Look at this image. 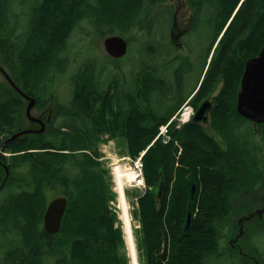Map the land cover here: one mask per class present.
Masks as SVG:
<instances>
[{
  "label": "trees",
  "instance_id": "obj_1",
  "mask_svg": "<svg viewBox=\"0 0 264 264\" xmlns=\"http://www.w3.org/2000/svg\"><path fill=\"white\" fill-rule=\"evenodd\" d=\"M148 1L39 0L30 6L27 29L22 32L18 31V24L10 23L9 0H0V65L15 84L40 103L39 96L42 97L46 87L44 82L50 78L52 69L58 70L64 65L61 51L71 30L82 18L90 17L100 25H108V29H102L103 38L114 33L126 35L135 24L150 32V16L143 14L148 9ZM3 79L0 81V133L11 134L37 126L26 118L28 126L22 127L24 115L18 104L14 105L13 116L8 115V105L1 101L23 97L4 76ZM70 81L71 104L51 105V118L42 133L23 134L5 145V149L9 147L14 153L10 155L14 162L5 186L28 182L21 183L19 191L14 196L10 194L0 207V229L4 230L3 223L9 220L21 242L19 248L11 246L7 261L0 260V264H42L41 260L44 264L46 257L53 264H127L120 219L110 206L115 197L110 176L108 169L101 165L98 150L104 133L109 139L123 137L126 154L131 157L143 152L146 190L137 195L133 217L139 224L137 248L146 264H207L206 259L218 253L221 227L231 214L252 216L243 221L242 238L246 237L247 224L257 219L258 214L248 209L242 199L251 194L264 197L263 193L256 192V188L264 189V154L251 135L259 134L264 141V123H258L255 130L251 121L236 111L234 104L216 107L212 118L220 116L230 120L211 119L205 125L189 121L171 130L172 139L181 145L179 150L173 141L152 140L158 126L174 114L185 97L163 114L138 111L139 96L147 97L164 87L154 67L143 69L135 82L136 92L124 94V105L121 95L117 101L116 84L101 88L94 66L78 67ZM59 115L63 120L55 126ZM5 163V156L0 153V174H4ZM161 177L165 184L158 200L156 192ZM188 179L197 182L198 191L192 225L184 232ZM5 186H0V191ZM48 189L53 191V196L65 195L68 199L60 228L53 234L42 227ZM237 198H241V203L236 205ZM261 203L264 206V200ZM40 210L41 216L37 218ZM51 236L57 237V242L49 241ZM238 241L246 254L242 257L237 252L240 264H255L251 257L257 264L264 261V250L250 240Z\"/></svg>",
  "mask_w": 264,
  "mask_h": 264
},
{
  "label": "rangeland",
  "instance_id": "obj_2",
  "mask_svg": "<svg viewBox=\"0 0 264 264\" xmlns=\"http://www.w3.org/2000/svg\"><path fill=\"white\" fill-rule=\"evenodd\" d=\"M39 0H9V14H10V23L13 25L18 24V31H26L27 19L29 17V9L31 5H34ZM150 1V0H149ZM148 1V9L143 11V14L147 17L150 16V4ZM149 22V21H148ZM102 25V24H101ZM90 17L82 18L71 30L70 35L67 39V43L64 46V49L61 51V57L63 59L64 65H62L58 70L52 69L50 71V78L46 79L44 84V91H42V97L40 98V105L38 108L46 107L47 105H53L55 107L68 106L71 104V75L75 70L82 65H91L94 66L95 71L98 75L99 85L101 88H106L108 85H117L118 91L116 93L117 101L118 96L121 95V104L124 105L126 100L124 99L125 93H135L137 89V79L140 78V75L145 67H151L153 69V58H152V40H151V31L149 32L146 28L139 29L138 24H135L134 28L131 29L127 34H122L124 37H127L128 40V51L126 54L120 58H113L109 56L103 47V35H101L102 29H108V25L104 24L101 26ZM149 26V24H148ZM145 27V26H144ZM65 51V52H64ZM60 54V52H59ZM68 61V62H67ZM161 79H163L164 87L159 90L149 93L147 97L138 98L139 113L140 114H150L155 112L157 114H163L169 107H172L178 103L183 97H186V94L178 92L176 82L174 79L168 75L167 72L160 74ZM4 80L3 76L0 74V81ZM3 82V81H2ZM41 88L39 89L40 95ZM44 93V94H43ZM120 97V96H119ZM23 100V99H21ZM123 101V102H122ZM186 102L183 100L177 109L175 110V115L182 105ZM166 106L162 105L165 104ZM18 104L24 117L22 118V127L28 126L26 117L24 114V102L14 103ZM21 104V105H20ZM13 105V109H14ZM127 107H125V111ZM143 112V113H142ZM13 116V113H11ZM37 114V112H36ZM172 115V116H173ZM63 120L62 115H59L55 126L60 125ZM245 126L247 123L242 121ZM165 123V122H164ZM188 123V122H187ZM163 124V123H162ZM186 124V123H185ZM161 125V124H160ZM159 125V126H160ZM158 126V129H159ZM253 127V126H252ZM5 129L9 127L5 126ZM63 129V128H62ZM175 129L174 127L171 130ZM254 129V128H253ZM158 133V130H157ZM156 133V134H157ZM10 133L3 132L0 133L1 138H5ZM252 139L255 143L261 145L262 152L264 154V141L261 139L259 134H251ZM156 136V135H155ZM154 136V137H155ZM107 133L101 134V140L98 142V150L100 151V161L101 165L104 168L108 169L109 179H110V188L114 192V199L110 201V206L117 213L118 218L120 219V225L123 232V238L125 242V249L127 255V264H133L134 258L136 257L138 264H146L144 257L139 253L137 248V231L136 228L139 226L137 219L133 217V210L136 207V198L137 195L143 193L146 188L143 187H124V195L128 205V212L131 219V234L130 237L126 230H124V220L121 216L122 210L121 205H119V190L117 185L119 183L117 179L116 172L120 166H116L113 170V167L117 162H121L122 156H127L126 154V143L123 137L117 136L115 138L109 139ZM107 139V140H106ZM161 139V138H158ZM104 140V141H102ZM162 141V140H161ZM163 142V141H162ZM179 144V142L177 141ZM177 147L178 145L174 142ZM178 147L181 150V145ZM5 153V162L8 165H13L14 159H12L11 152L7 149ZM14 154V153H12ZM130 156V155H128ZM22 168V167H20ZM117 170V171H116ZM123 173H129L126 170L122 169ZM116 171V172H115ZM115 172V175H114ZM122 172V171H121ZM12 173V172H11ZM126 174V175H127ZM130 174V173H129ZM127 175L129 178L130 175ZM3 173L0 174V180L3 177ZM126 175H122L126 178ZM124 178V180H125ZM127 178V179H128ZM28 180H24V184ZM256 192L263 193L264 189L256 188ZM15 186H5L0 191V207L5 204L6 200L12 194H16L14 191ZM14 193V194H13ZM10 195V196H9ZM46 202L53 197V191L48 189L46 191ZM55 195V194H54ZM48 198V199H47ZM264 200L262 194H251L246 198H243L242 201L247 204L248 209L252 208L253 212L255 211L258 214L257 219L249 221L250 223L246 226V237L242 238L243 235L238 238V240L243 239L246 241H251L258 249L264 250V206H261V202ZM241 203V198L235 200V204ZM249 203V204H248ZM261 207H260V206ZM45 207H43L44 209ZM247 207H245V210ZM42 209V208H41ZM42 209V211H43ZM262 211H260V210ZM43 213V212H42ZM244 215H246L244 213ZM41 216L40 212H37V218ZM243 216V214H231L229 220L221 227V236H220V246L218 253L211 255L206 259L207 264H240V257L237 256V251L234 248L229 247V240L234 237V234L238 232V222L237 219ZM247 216V215H246ZM252 217V216H251ZM247 219V218H246ZM244 224V222H243ZM4 230L0 229V260L7 261V255L12 252L11 246L13 248H19L21 245L20 238L16 235V231L13 228L9 220H5L3 223ZM43 227V226H42ZM40 230V226H38ZM36 231V230H35ZM37 234V231H36ZM59 237V236H58ZM56 240L54 236L49 238V241ZM237 240V241H238ZM239 242V241H238ZM128 244V245H127ZM246 248V247H245ZM248 249V248H246ZM49 257V256H48ZM134 257V258H133ZM264 259V255H263ZM237 261V262H236ZM264 261L261 260V264ZM43 264V261L41 260ZM44 264H53L51 258H44Z\"/></svg>",
  "mask_w": 264,
  "mask_h": 264
},
{
  "label": "flooded vegetation",
  "instance_id": "obj_3",
  "mask_svg": "<svg viewBox=\"0 0 264 264\" xmlns=\"http://www.w3.org/2000/svg\"><path fill=\"white\" fill-rule=\"evenodd\" d=\"M150 25L156 75L167 72L175 80L178 92L186 94L185 100L194 112L203 100H211L208 123L211 119L230 120L220 116L212 118V112L216 107L233 104L236 109L246 62L258 55L264 46V0H150ZM1 102L7 103L8 115H11L14 103L21 102H24L25 114L29 101L11 97ZM39 106L36 100L30 113L45 121L53 109L50 104L43 108ZM33 124L37 126L32 128L39 127L38 123ZM7 137L0 140L3 155L9 148L5 149V145L11 142H6ZM7 165H2V187L10 172V165L9 168ZM21 183L24 181H19L14 191H19ZM244 219L242 216L237 219L238 232L229 240L231 248L237 249L242 257L246 254L237 240L244 234ZM251 260L257 264L253 257Z\"/></svg>",
  "mask_w": 264,
  "mask_h": 264
},
{
  "label": "water",
  "instance_id": "obj_4",
  "mask_svg": "<svg viewBox=\"0 0 264 264\" xmlns=\"http://www.w3.org/2000/svg\"><path fill=\"white\" fill-rule=\"evenodd\" d=\"M103 47L105 52L113 57L120 58L124 56L128 50V42L125 37L120 34L114 33L106 35L103 38ZM0 72L9 82V84L25 99H28L25 114L30 122L38 123L37 128H24L14 133H11L7 138L6 142L14 140L16 137L23 134H39L45 129L46 122L51 118V113L48 114L44 121L41 117L33 116L30 111L36 103V98L33 95L25 93L9 76L7 71L0 65ZM212 101L203 100L195 109V112L191 118L193 123H201L203 125L208 124L207 112L210 109ZM236 110L237 112L252 121V125L257 130L256 125L264 122V46L258 55L250 58L245 65L241 81L240 89L236 99ZM164 178L161 177L156 197L158 200L161 199ZM187 191V202L185 207V217L183 222V231L188 232L193 221V205L196 199L198 185L194 179H188L185 183ZM68 199L65 195H59L51 198L45 208L42 225L44 230L48 234L58 232L63 213L65 211ZM264 210V208H263ZM262 211V210H260ZM246 216L245 218H249ZM241 228V227H240ZM241 231L239 232V234Z\"/></svg>",
  "mask_w": 264,
  "mask_h": 264
},
{
  "label": "built area",
  "instance_id": "obj_5",
  "mask_svg": "<svg viewBox=\"0 0 264 264\" xmlns=\"http://www.w3.org/2000/svg\"><path fill=\"white\" fill-rule=\"evenodd\" d=\"M193 113L194 108L186 101L175 115L171 116L165 123L159 126L158 133L153 138L152 142L158 138H161L164 143L173 141L178 145V147H180L177 143V140H173L171 137V128H180L182 125L189 122L193 116ZM142 155L143 152H140L136 157H131L128 155L122 156L121 162H117L113 167L114 170L116 166H120L122 169L130 173V177L128 179L125 178L123 182L124 187L130 186L146 188L143 173Z\"/></svg>",
  "mask_w": 264,
  "mask_h": 264
},
{
  "label": "bare ground",
  "instance_id": "obj_6",
  "mask_svg": "<svg viewBox=\"0 0 264 264\" xmlns=\"http://www.w3.org/2000/svg\"><path fill=\"white\" fill-rule=\"evenodd\" d=\"M117 170H116L117 172L116 171L115 172H116V175H117V179L119 181V183L117 185V189L119 190V200H120V202H119L120 204L119 205H121V210H122L121 216L123 217V220H124V230H126V232L128 233L129 237H130V235L132 237V234H131V231H132L131 230V227H132L131 226V219H130L129 212H128L127 201H126V198H125V195H124V191H123V188H124L123 182H124V178L125 177L124 176L122 177V175H126L127 173H125V172L123 173V170H121V168H118ZM127 175H126V178H128ZM131 237H130V240H132ZM133 264H138L137 260H136V257L134 258Z\"/></svg>",
  "mask_w": 264,
  "mask_h": 264
}]
</instances>
